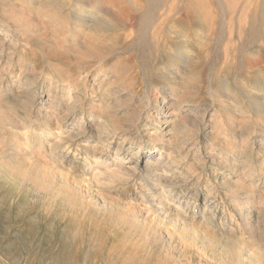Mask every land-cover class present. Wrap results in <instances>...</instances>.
I'll list each match as a JSON object with an SVG mask.
<instances>
[{
	"label": "rangeland",
	"instance_id": "rangeland-1",
	"mask_svg": "<svg viewBox=\"0 0 264 264\" xmlns=\"http://www.w3.org/2000/svg\"><path fill=\"white\" fill-rule=\"evenodd\" d=\"M6 1L0 264H264V0ZM11 11L23 20L6 32ZM157 100L178 116L166 111L161 130L149 125ZM155 146L170 165L163 203L186 230L150 200Z\"/></svg>",
	"mask_w": 264,
	"mask_h": 264
},
{
	"label": "bare ground",
	"instance_id": "bare-ground-1",
	"mask_svg": "<svg viewBox=\"0 0 264 264\" xmlns=\"http://www.w3.org/2000/svg\"><path fill=\"white\" fill-rule=\"evenodd\" d=\"M5 2H7L6 0H4ZM10 1L11 0H9L8 2L10 3ZM90 1V0H89ZM12 2V1H11ZM15 1L13 0V4H15L14 3ZM83 2H84V0H83ZM92 2H93V0H92ZM94 2H95V0H94ZM3 4V3H2ZM12 4V5H13ZM90 4V3H89ZM114 4V3H113ZM67 5V4H66ZM94 5V4H93ZM109 5H111V4H109ZM116 5V4H115ZM4 7V6H3ZM116 7H117V5H116ZM6 8V7H5ZM4 9V8H3ZM91 9V8H90ZM107 10V9H106ZM111 10V9H110ZM90 11V10H89ZM8 12V11H7ZM9 13H12V11L11 12H9ZM51 13V12H50ZM55 13V12H54ZM18 14V13H17ZM17 14H15V13H12L11 15H5L6 16V20H4V23H3V26L5 27V30L4 31H6V32H10L9 31V29H11V27L15 24V25H19L20 24V21H19V19H22L23 20V17L22 18H20ZM22 14V13H21ZM20 14V15H21ZM78 16V15H77ZM4 17V16H3ZM2 17V18H3ZM95 17L96 16H94V15H91V19L93 20V21H96V19H95ZM107 17V16H106ZM116 17V16H115ZM49 18V17H48ZM117 18V17H116ZM113 20V19H112ZM27 21V20H26ZM98 21H100V22H103V23H101V25L102 24H106V25H109L108 24V20L106 21V19H103V18H99L98 19ZM97 21V22H98ZM119 21V20H118ZM43 22V21H42ZM89 23V22H88ZM109 23H113L112 21L111 22H109ZM2 24V23H1ZM94 24V23H93ZM97 24V23H96ZM95 24V25H96ZM100 23H98V25H99ZM28 25V24H27ZM27 25H26V27H27ZM88 25V24H87ZM113 25V24H112ZM16 27V26H15ZM25 27V26H24ZM103 27H105V26H103ZM108 26H106V28H107ZM110 27V26H109ZM108 27V28H109ZM87 28V27H86ZM93 28V27H92ZM114 28V27H113ZM26 29H28V28H26ZM101 29V28H100ZM112 29V28H111ZM54 30H55V28H54ZM51 32V31H50ZM87 34V33H86ZM91 35V34H90ZM94 36H96L95 34H93ZM92 35V36H93ZM63 36V35H62ZM91 36V37H92ZM56 37V36H55ZM61 37V36H60ZM97 38V37H96ZM2 40H5V39H2ZM86 42H87V40H86ZM85 42V43H86ZM85 45V44H84ZM97 47H99V46H91V44L90 45H87L86 46V50L87 51H85V53L86 54H88L87 56H91V57H93V58H98V61L100 62V64H102V62H103V60L106 58L105 57V55L106 54H104L103 52H101V50L99 49V48H97ZM105 49V48H104ZM103 51V50H102ZM14 52V51H13ZM13 52L12 51H10L9 50V57H8V61H7V63H8V66L10 65V62H12L13 61V58H14V54H13ZM105 53H107V56H108V52H105ZM84 54V53H83ZM85 54V55H86ZM0 56H2V53L0 54ZM119 58V57H118ZM21 59V58H20ZM91 59V58H90ZM0 60H1V58H0ZM21 62V67H20V72H22L23 71V73L26 75V72H27V67H28V65H27V62L24 60V59H21L20 60ZM97 61V60H96ZM261 61V60H260ZM117 62V61H116ZM104 63V62H103ZM88 64V63H87ZM93 64V63H92ZM12 65V64H11ZM103 66V65H102ZM116 66V65H115ZM115 66H113V68H115ZM130 68H132V67H130ZM98 69V68H97ZM108 69H109V67H108ZM29 70V69H28ZM79 70V69H78ZM108 73L109 72H107V71H105V69H103V67L102 68H100V69H98V71H97V73H96V77L98 78V77H100L102 74H104V76H103V78L101 79V82L103 83V81L107 78V75H108ZM24 75V77L23 78H19V76L18 77H16V74H14V73H12V75H11V77L9 78L10 79V82L11 81H15L17 84H19V86L20 87H22L23 89L25 88V87H29L33 82H32V78H29V77H27V76H25ZM120 76H121V74H120ZM21 77V76H20ZM26 78V79H25ZM84 78V77H83ZM86 78V77H85ZM136 78V77H135ZM84 80V79H83ZM100 80V79H99ZM137 81V80H136ZM105 82V81H104ZM176 82V81H175ZM174 82V83H175ZM143 83V82H142ZM93 84V83H92ZM99 85H102V84H99ZM76 86V85H75ZM174 86V85H173ZM103 87V86H102ZM59 88V87H58ZM178 88V87H177ZM26 89V88H25ZM173 89V88H172ZM175 90V89H174ZM177 90V89H176ZM177 91H175V93H176ZM179 92V91H178ZM181 93V95H182V93L183 94H185L182 90H181V92H179V94ZM50 95V94H49ZM178 95V94H177ZM169 96V95H168ZM180 96V95H179ZM179 96H178V98H179ZM184 96V95H183ZM147 97V96H146ZM157 97V96H156ZM155 97V98H156ZM181 97V96H180ZM150 98V97H149ZM173 99V98H172ZM43 102V101H42ZM153 102H155V101H153ZM177 102V101H176ZM174 102H172V103H165V102H162V104H160L159 105V102H158V100H157V102L155 103V110H156V113L153 115H150L151 116V118H152V121L153 122H151L149 125H151V126H153V128H155L156 130H161L160 129V123H159V119H160V117L164 114V113H166V111L167 112H171V115L174 117V120L176 119L177 120V118H178V116H177V114L175 113L176 111V109L174 110L173 109V104ZM52 104V103H51ZM225 103H223V105H224ZM95 105V104H94ZM96 106V105H95ZM154 107V106H153ZM175 107V106H174ZM178 107V106H177ZM231 106H229L228 108H230ZM0 108H1V106H0ZM147 108V107H146ZM233 108V107H232ZM148 109V108H147ZM177 110H178V108H177ZM204 111H205V109H204ZM203 111V112H204ZM2 112H3V110H2ZM92 112H93V110H92ZM142 114H144V115H146L147 114V112L145 111V112H142V111H138L137 112V115H138V117H140ZM170 114V113H169ZM182 114V113H181ZM183 114H184V112H183ZM204 114V113H203ZM101 116V115H100ZM147 116H149V115H147ZM149 116V117H150ZM180 116V115H179ZM205 117V116H204ZM102 118V117H101ZM196 118V117H195ZM201 118V117H200ZM219 119H221L220 118V115H216V116H214V115H212V121H216V122H218V120ZM194 120H196V119H194ZM198 120H199V117H198ZM145 121V120H144ZM171 121V120H170ZM194 122V121H193ZM148 123V122H147ZM176 123V122H175ZM196 123V122H195ZM7 124V123H6ZM5 125V124H4ZM218 126H220V123L218 124ZM195 127V126H194ZM215 127H217V126H215ZM261 128V130L262 131H264V128H263V126H260ZM21 128H23V127H21ZM196 128V127H195ZM171 129H173V128H171ZM198 129H199V127H198ZM22 130V129H21ZM144 129L143 128H141L139 131H137V132H139V133H141L142 131H143ZM80 131H82V130H80ZM194 131V130H193ZM213 131V130H212ZM215 131H216V129H215ZM170 132V131H169ZM168 131H167V133H169ZM197 132V131H196ZM254 132V131H253ZM138 133V134H139ZM211 133V132H210ZM216 133V132H215ZM180 134V133H179ZM257 135H258V140H259V142L257 141V143H255V144H257L258 145V149L262 152V151H264V134L263 135H261V134H259V133H256ZM256 135V136H257ZM151 136L152 137H154V138H156L157 137V134L156 133H153V134H151ZM101 137H98L97 139H96V142L97 143H101L102 141H101V139H100ZM159 138V137H158ZM159 139H161V138H159ZM163 139V138H162ZM248 141V140H247ZM253 142H255V141H253ZM259 143V144H258ZM16 144H17V142H16ZM96 147V146H95ZM163 148H165L164 147V145H163ZM158 150H160V151H158ZM172 150V149H171ZM136 151V150H135ZM148 152V151H147ZM160 152V154H162V150L161 149H158L157 148V146H155V147H153L152 148V150L149 152V154H146L145 155V166H147V168L150 170V169H152V170H150V171H153V179L151 180V181H149V183H150V185H149V188H148V191L151 193L152 192V194L151 195H149L151 198H150V200L153 202V203H155L156 204V208H155V210L156 211H158V213H157V215L158 216H160V217H163V218H165V219H171V221L172 222H174L179 228H181L182 230H186V227H188L187 226V222L180 216V215H176V217L175 216H173V214H171V211H170V209L168 210V208L166 207V206H168V205H165L164 203H163V200H166L167 198H169L170 197V195L169 194H166V193H168L167 191H166V186H164V184H163V179H162V177L164 176V174H160L161 173V170H164V169H168V167H170V165H168V164H163L159 159H157V157H156V154L155 153H159ZM174 152V151H173ZM134 153V152H133ZM136 155H138V153L137 152H135L133 155H132V159H135V160H137L138 158H136L137 156ZM170 155H171V152H170ZM222 158H223V163H227L228 162V157L224 154V155H222ZM117 159V157H115V160ZM245 163V162H244ZM260 165V164H259ZM249 166V165H248ZM261 171L260 172H262V168H263V165L261 164ZM250 168V167H249ZM60 170H62V169H60ZM258 170V169H257ZM63 171V170H62ZM62 171H59L60 173H64V171L62 172ZM165 171V170H164ZM164 171H162V172H164ZM168 171V170H167ZM250 172L251 171H249L247 174L248 175H251L252 176V174H250ZM264 172V171H263ZM59 173V174H60ZM65 174V173H64ZM262 174V173H261ZM63 175V174H62ZM165 175H166V171H165ZM260 175V174H259ZM255 182V181H254ZM256 183V182H255ZM184 191H182V193H183ZM149 193V194H150ZM171 193V192H170ZM148 194V193H147ZM174 195V194H173ZM176 195V194H175ZM154 197H156L157 199H155ZM172 198V197H171ZM178 198H179V196H178ZM181 199V198H180ZM182 199H183V197H182ZM177 200V199H176ZM250 201V200H249ZM249 201H246V202H244V204L246 205V206H248L249 205ZM180 202V201H179ZM171 202H169V204H170ZM188 203H190V201L188 200ZM251 203V202H250ZM208 204V203H207ZM237 204V203H236ZM153 206H154V204H153ZM207 206V205H206ZM205 206V208H207ZM217 206V205H216ZM238 206H240V205H238ZM244 206V205H243ZM242 207L243 209H247L248 211L246 212L247 214L244 216L245 218L244 219H246V223H249L250 221H251V219L250 218H252V214L250 213V210H249V206L248 207ZM194 207H196V206H194ZM240 207V208H241ZM170 208V207H169ZM243 209H241V210H243ZM193 212H195V211H193ZM206 212V211H205ZM205 212L203 213V214H205ZM242 212V211H241ZM242 216H243V212H242ZM202 217V216H201ZM202 219H204V218H202ZM204 224V223H203ZM209 224H211V223H209ZM207 225H208V223H207ZM205 227V226H204ZM207 228H208V226H207ZM206 228V229H207ZM206 229H204V230H202V232H201V235H204L205 237L204 238H206L207 239V237L206 236H208V238H210L209 236H213V234H215V233H213V234H211L210 233V231H208V229L206 230ZM199 235V234H198ZM200 235V236H201Z\"/></svg>",
	"mask_w": 264,
	"mask_h": 264
}]
</instances>
